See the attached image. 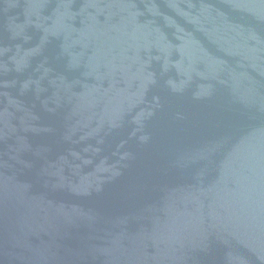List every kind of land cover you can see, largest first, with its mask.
Returning <instances> with one entry per match:
<instances>
[{"label":"water","instance_id":"95a60500","mask_svg":"<svg viewBox=\"0 0 264 264\" xmlns=\"http://www.w3.org/2000/svg\"><path fill=\"white\" fill-rule=\"evenodd\" d=\"M0 264H264V0H0Z\"/></svg>","mask_w":264,"mask_h":264}]
</instances>
